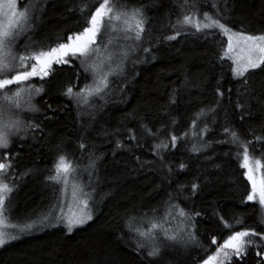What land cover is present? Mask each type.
I'll return each mask as SVG.
<instances>
[{
  "label": "trees",
  "instance_id": "1",
  "mask_svg": "<svg viewBox=\"0 0 264 264\" xmlns=\"http://www.w3.org/2000/svg\"><path fill=\"white\" fill-rule=\"evenodd\" d=\"M103 2L17 0L19 11L28 10L31 27L16 44V52L28 55L66 41L70 33L87 26V20ZM214 2L218 9L212 8ZM193 3L199 8L201 19L204 12L219 10L233 31L264 33V0H187L189 6ZM184 4L185 0H109V6L114 5L117 11L124 10V6L129 12L133 8L144 10L155 47L151 55L142 50L138 53L139 59L146 63L133 66L128 62L123 74L110 75L103 99L92 97L78 109L61 94L70 86L78 92L91 83V74H84L79 61L74 67L54 65L52 77L45 81L32 78L21 85L45 88V93L32 98L39 112H24L20 117L25 124L40 123L42 131L25 128L12 138L9 155L15 157L11 161L14 167L9 170L6 182L15 191L6 202L4 216L11 225L18 226L14 231L10 228L19 239L0 248V264H203L231 231L254 229L264 233V225L260 223L264 211L259 203L241 204L251 190L245 169L240 167L243 148L239 142H231L230 134H224V128L230 127L238 132L240 141H250L249 158L264 165V69L247 74L249 91L255 95L239 97L245 110H238L237 89L242 81L233 79L232 62L224 53L225 35L216 29L205 36L188 28L181 29L182 34L176 40L164 39L175 34L171 25L195 10L185 8ZM85 6L88 10L82 13ZM113 25L123 28L116 22ZM61 35L64 41H57ZM110 35L120 37L109 49L118 53L122 45L126 46L123 33H112L111 27L105 29V43ZM144 40L143 47L152 46L147 42V33ZM119 59L118 55L114 57L113 67ZM32 63L26 61L28 70ZM17 65L13 75L24 70L20 63ZM218 82L224 92L223 99L215 113L207 112L216 107L219 99ZM17 87L10 86L8 94ZM49 105L57 111L53 113ZM201 109L207 115L200 117L193 129L192 122ZM45 115L52 119L45 120ZM205 124L210 131L201 139L200 131ZM185 133L187 137L178 140L175 148L169 144L168 149L159 150L164 157L161 161L154 146L169 142L172 134L184 137ZM130 134L137 140H131ZM21 137L26 139L22 142ZM118 140L121 148L116 147ZM223 140L229 142L217 143ZM81 143L86 145L85 149L80 148ZM193 145L202 151L192 152ZM7 151L0 149V154ZM60 154H66L77 168L71 174L74 182L91 194L89 207L93 219L71 233L62 220L55 219L57 208L47 221L41 222L42 215L60 197L61 183L46 180L55 174L53 165ZM90 158L96 159V174L91 177V183L86 170ZM181 163L187 165L183 171L179 169ZM193 183L202 185V191L195 196L191 192ZM170 205H179L193 214L201 213L196 218L198 244L165 248L154 261L147 256L151 243L135 230L147 231L153 221L163 228L176 229L181 221L175 208L171 209L174 218L164 219ZM216 211L230 223H235L234 217L243 222L231 230L224 229L213 215ZM28 224H33V228L21 234L18 228ZM213 236L217 245L211 242ZM251 239L255 243L247 257L236 264H264L256 255L257 251L264 254V241L259 236ZM138 243L146 247L137 251Z\"/></svg>",
  "mask_w": 264,
  "mask_h": 264
},
{
  "label": "snow or ice",
  "instance_id": "2",
  "mask_svg": "<svg viewBox=\"0 0 264 264\" xmlns=\"http://www.w3.org/2000/svg\"><path fill=\"white\" fill-rule=\"evenodd\" d=\"M184 7H192L195 9L193 12L184 14L182 19H178L175 25H171L174 30L173 35L164 37L165 40L173 41L182 34L181 29L194 28L195 33L204 34L205 36L211 35L212 30L218 29L220 33L227 36L228 45L224 50L225 56L232 61V75L234 80H240L242 83L237 89L238 101L236 107L240 111H244V104L239 102V97L249 95H255L254 92L249 91L250 83L248 79V73L256 69H264V33L253 35L247 34L244 31H233L228 26V20L220 15L219 10L215 13L204 12L202 19L199 18V8L193 3L191 6L187 4L185 0ZM213 9H218L217 3L212 4ZM87 6L81 8V12H87ZM227 9H225L226 11ZM115 13V14H114ZM107 18V20H106ZM30 16L28 10L18 11L17 0H0V149L8 150L3 154H0V225L3 224V216L6 211L9 196L15 191L14 186H10L7 181L8 172L14 167L11 161L15 157L9 155L12 145V138L16 137L22 129H31L33 131H42L40 123H28L21 119V114L24 112H39V109L32 103L33 96H39L45 93V88L35 87L29 85L28 87L21 86L24 82L30 81L32 78H40L45 81L46 78H50L54 75V65H68L74 67L76 61H79L80 67L83 69L84 74H92L93 81L90 84H85L78 92L73 90V87H68L61 94L67 97L70 101H73L79 109L81 105L89 103L90 98L99 97L103 99L105 90L109 87V76L114 74H123L126 63L131 62L133 66L137 63H146V60H140L138 53L142 50L143 53L151 55L153 48L151 41V33L147 27L148 20L144 16V10L140 8H133L131 12L127 11L126 6L124 10L117 11L116 7L109 6V0H104L99 4V7L91 14L87 20V26L82 31L70 33L67 36L66 41L61 35L57 37L58 42L56 46L49 47L47 50L40 49L33 51L28 55L19 56V63L24 70L17 71L13 75L12 72L16 67V56L13 53L12 46L16 37L21 31H27L31 27L29 24ZM223 21V22H222ZM122 24L123 28H117L113 25ZM28 25V28L24 26ZM111 27L114 32H122L123 40L126 46L122 45L121 50L117 52L109 51V49L116 43L120 37L113 38L111 35L107 43L103 40V34L105 29ZM149 35L147 41L151 47H143L145 43V34ZM189 33V34H195ZM130 42V43H129ZM102 45V47H101ZM119 56L120 59L116 63L115 67L112 66V61L115 56ZM95 57V60H93ZM152 59H156L155 56ZM221 59H224L222 56ZM32 60L30 70L26 67V61ZM89 61H92L89 63ZM107 62L108 71H103V65ZM80 73H77L79 78ZM17 85V90L11 95L8 94L10 86ZM123 89H121L122 91ZM231 92V89L228 90ZM264 94V92H262ZM216 96L219 98L216 103V107L209 108L207 112L215 113L223 99L224 92L220 90V84L217 83ZM175 103V100L172 101ZM250 106V105H249ZM49 110L53 113L57 109H53L51 105L48 106ZM204 109H201L196 118L192 122V127L195 129L197 121L200 117L207 115ZM52 117L45 115V120H50ZM243 119V117H241ZM215 122V121H214ZM42 123V122H41ZM175 123V121H173ZM210 131L207 124L200 131V137L203 139L204 134ZM151 135V131L149 130ZM224 134H230L231 142L236 144L240 143L243 148L244 154L240 167L245 169V177L251 185V190L248 192L241 204H247L249 202H258L264 211V177L257 178L256 172L260 170L264 165L260 160L255 161L253 165L248 155V144L251 142L240 141V137L237 131L232 130L230 127L224 128ZM193 135H196L195 131ZM178 137L174 134L170 135L169 142H161L154 146L155 154L159 159L163 161L164 157L160 155L159 150L168 149L169 144L172 148L177 146V142L180 139L186 138ZM131 140H137L134 134H130ZM23 142L26 138L21 137ZM259 139V138H257ZM228 140L217 141V143H228ZM117 148L122 147V143L118 140L116 143ZM81 149H85L84 143L80 144ZM192 152L202 151V148L193 145ZM138 159V158H137ZM7 161V162H4ZM152 163V162H146ZM169 172L172 169L168 165ZM187 167L186 164L181 163L179 169L183 171ZM54 175H49L46 180L54 183H63L64 188L61 189V196L56 203L51 205V208L47 214L42 215L41 222L47 221L51 217L56 208H60L61 211L55 214L57 221H63L69 233L76 227L83 226L93 219V213L90 209L91 194L83 191V187L77 184L72 185V200L69 201V206L75 203L79 208V212L70 211V214L65 215L63 213V206L65 203L64 197L67 193L69 176L77 172V168L68 159L66 154H60L57 157L56 163L53 165ZM86 170L89 176V183H91V177L96 174V159H91L86 166ZM31 171V170H29ZM28 173L26 172L25 175ZM209 183V181H205ZM184 190L183 186L180 188ZM202 191V185L199 183H193L191 185L192 196L197 195ZM83 196L85 198L81 199ZM172 197L170 196V200ZM188 199V197H185ZM176 209V217L181 221L180 225L176 229L163 228L158 222H151L147 231L136 229L140 237H144L152 245L151 250L147 252V256L152 260H157L162 255L165 248L174 247L177 244L187 245L189 243L198 244L197 238V224L196 218L201 216L200 212L190 213L180 208L179 205H170L168 212L164 219L174 218L171 216V209ZM217 217L220 223L223 224L224 229L231 230L236 225H240L243 221L241 218H233L235 223H230L225 220L224 216L216 211L213 213ZM260 223L264 225V219H261ZM11 228L16 229L18 226L13 224ZM33 228V224H28L24 227H19L18 231L23 234L26 231H30ZM159 230V234L157 232ZM259 236L264 241V233L258 232L254 229H244L240 231H231V234L220 243L215 252L212 255L207 256V259L203 261V264H236L237 261H243L249 252L251 246L254 245L252 237ZM19 239V235H9L3 227H0V248ZM212 244L217 245L218 241L215 236L212 238ZM144 243H138L136 250L139 251L145 248ZM257 256L261 257L264 262V254L257 251Z\"/></svg>",
  "mask_w": 264,
  "mask_h": 264
},
{
  "label": "rangeland",
  "instance_id": "3",
  "mask_svg": "<svg viewBox=\"0 0 264 264\" xmlns=\"http://www.w3.org/2000/svg\"><path fill=\"white\" fill-rule=\"evenodd\" d=\"M17 10H18V8H17ZM19 11V10H18ZM106 20H107V18H106ZM114 23V22H113ZM25 28H28V25H25L24 26ZM30 30V28H28V30L27 31H21L20 32V34L16 37V39H15V41H14V43H13V46H12V50H13V53L15 54V56H16V67H18V63H19V56H21L20 54H18L17 52H16V50H15V46H16V44L20 41V39H22V36H23V34H25V33H27L28 31ZM114 31H112V33H113ZM107 38V37H106ZM113 38H116V36H113ZM108 39H109V37L107 38V41H108ZM226 41H227V43H226V46H225V49L227 48V45H228V39H227V36H226ZM113 52H115V51H113ZM93 60H95V57H93ZM231 60V59H230ZM92 61H89V63H91ZM232 62V61H231ZM15 67V68H16ZM105 67V68H104ZM103 71H107L108 70V64H107V62H105L104 63V65H103V69H102ZM91 74V73H90ZM91 77H92V74H91ZM92 81H93V77L91 78V83H92ZM17 89H15V91H16ZM14 91V92H15ZM13 93V92H12ZM12 93H10L9 95H11ZM251 160V159H250ZM252 161V163H253V165L255 164V161H253V160H251ZM246 171V170H245ZM256 176H257V178L259 179V178H261V177H264V174H263V172H262V168L260 169V170H258L257 172H256ZM73 184H77V185H79L77 182H74V180H73V178H72V175L70 174V176H69V183H68V188H67V193H66V196L64 197V199H65V203H64V206H63V213L65 214V215H68V214H70V211H76L77 213L79 212V208L77 207V205L75 204V203H72L71 204V207L69 206V201H71L72 200V196H71V193H72V185ZM250 187H251V185H250ZM62 188H64V185H63V183L61 182V189ZM60 196H61V193H60ZM60 198V197H59ZM81 199H83V198H85V197H83V196H81L80 197ZM258 203V202H257ZM61 211V209L58 207L57 208V213H59ZM5 214V213H4ZM3 224L2 225H0V227H3L4 228V230L9 234V235H12L13 234V232H11L12 231V229L10 228V221H8V219L6 218V216H3ZM13 231H14V229H13Z\"/></svg>",
  "mask_w": 264,
  "mask_h": 264
}]
</instances>
